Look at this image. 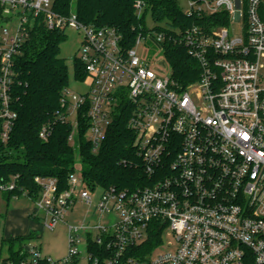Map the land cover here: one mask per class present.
<instances>
[{
    "label": "built area",
    "instance_id": "built-area-1",
    "mask_svg": "<svg viewBox=\"0 0 264 264\" xmlns=\"http://www.w3.org/2000/svg\"><path fill=\"white\" fill-rule=\"evenodd\" d=\"M52 5L53 0H0L2 141L16 119L10 96L16 59L41 19L49 31L73 28L83 34L77 59L88 90H66L62 100L69 141L83 121L86 139L97 149L114 121L126 118L149 180L136 191H102L95 210L113 211L116 221L69 228L68 255L59 264L77 258L80 231L87 243L90 238L108 251L105 264H264V0L180 1L188 17L212 18L173 31L199 68L197 80L185 87L173 81L171 70L164 77L158 63L136 52L142 45L165 60L164 31L153 26L126 49L115 29L87 27L74 13L57 14ZM134 8L140 15L143 5L136 2ZM7 12L18 19L13 35L2 28L11 19ZM233 24L241 26L240 35ZM35 183L39 194L32 213H43L41 225L47 229L63 220L77 199L92 201L73 173L63 191L53 179ZM13 189L0 184V192ZM158 233L151 251L128 256ZM164 235L173 242L156 253ZM29 253L42 257L34 246Z\"/></svg>",
    "mask_w": 264,
    "mask_h": 264
},
{
    "label": "trees",
    "instance_id": "trees-1",
    "mask_svg": "<svg viewBox=\"0 0 264 264\" xmlns=\"http://www.w3.org/2000/svg\"><path fill=\"white\" fill-rule=\"evenodd\" d=\"M180 1L53 0L52 6L63 16L74 13L87 27L115 29L126 49L132 48L136 37L147 30L145 16L149 15L153 30L164 31L163 55L171 78L179 87H185L197 80L199 68L173 31L203 24L204 20L212 18L188 17ZM136 2L143 5L140 15L134 8ZM65 38V31H49L39 19L16 59L14 83L10 89L11 108L16 119L8 139L3 142L0 137V184L14 185L12 191L4 192L7 199L25 193L34 201L39 194L36 178L53 179L59 191L66 190L76 157L80 162L83 187L87 190L99 187L102 191L112 188L131 192L149 184L126 118L114 121L97 149L87 141L83 121L79 122L77 135L69 141L71 127L62 121V100L68 86L67 65L59 56V46ZM74 77L81 82L85 79L84 66L77 58L74 59ZM42 131L47 133L45 139L40 137ZM29 217L38 220L34 213ZM34 239L33 233L2 239L0 248H6L7 256L0 257V264H51L46 257H31L29 244ZM159 241V233L151 234L141 252L130 251L128 256L144 255ZM87 252L89 264L95 260L105 264L108 251L96 246L90 238ZM76 261L73 259L67 264Z\"/></svg>",
    "mask_w": 264,
    "mask_h": 264
},
{
    "label": "rangeland",
    "instance_id": "rangeland-1",
    "mask_svg": "<svg viewBox=\"0 0 264 264\" xmlns=\"http://www.w3.org/2000/svg\"><path fill=\"white\" fill-rule=\"evenodd\" d=\"M5 16L11 19L2 23V28H5L9 35H13L18 25V19L16 16H13L11 12L5 13ZM145 23L147 30L154 26L149 15L145 16ZM233 26L235 32L234 34L240 35L241 26L239 24H233ZM65 36V40H63L59 46V56L65 60L67 65V92L71 94H84L88 90L87 84L85 82L75 80L74 77V59L80 56L83 34L81 31L68 28L65 30ZM136 52L142 60L149 59L153 63H158L157 67L162 70L164 77L168 78L170 76L169 65L165 62L160 53L148 52L142 45L136 48ZM262 63H264V60H262ZM73 175L79 181L82 179L78 157H76L74 164ZM88 192L92 199L91 203L86 204L80 199H77L71 209L64 215V219L59 221L52 229H47L41 225V219L43 217L42 212L36 214L38 220L34 221L32 228H29V224L24 226L23 223H21L19 225V220L21 219L19 212L34 210L35 205L33 201L29 199L25 193L7 199L6 194L4 192H0V243L2 239L7 238L6 235L9 230V224H13V226L19 228L17 230L19 233L29 231L35 235V239L29 245L36 246L42 257H46L52 262L65 259L68 255L70 246L69 228H85L88 225L92 226L98 224L105 227L111 225L117 219V216L113 211L100 213L95 210L96 203L102 193V188L96 187L94 191L88 189ZM92 233L93 236L96 235L95 232ZM172 242L173 240L170 236L164 235L163 242L157 248L156 253L168 250L170 246H167V244ZM86 244L87 239L85 237V231H80V243L77 245L79 254L76 258L77 261L75 264H89ZM6 256V248H0V257L5 258Z\"/></svg>",
    "mask_w": 264,
    "mask_h": 264
},
{
    "label": "crops",
    "instance_id": "crops-1",
    "mask_svg": "<svg viewBox=\"0 0 264 264\" xmlns=\"http://www.w3.org/2000/svg\"><path fill=\"white\" fill-rule=\"evenodd\" d=\"M34 210L32 211H22V212H19V216H21V219L19 220V225L21 223H23V225H28L29 224V228H32V226L34 225V221L29 217V213H32ZM14 216V215H13ZM22 221V222H21ZM9 230L7 232V235H6V239H9V238H13L15 236H18V235H27V234H30L31 232H18L17 230L19 228H17L16 226H13V224H9Z\"/></svg>",
    "mask_w": 264,
    "mask_h": 264
}]
</instances>
